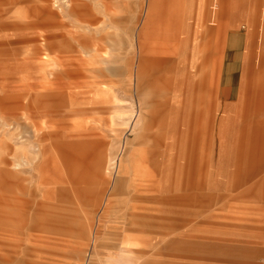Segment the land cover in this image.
I'll list each match as a JSON object with an SVG mask.
<instances>
[{
	"label": "rangeland",
	"instance_id": "1",
	"mask_svg": "<svg viewBox=\"0 0 264 264\" xmlns=\"http://www.w3.org/2000/svg\"><path fill=\"white\" fill-rule=\"evenodd\" d=\"M77 1L99 19L89 27L107 34L100 42L105 51L93 59L72 51L58 65L48 63L53 58L31 29L28 3L49 6L71 33L92 38L68 12L71 1L0 0V159L9 162L0 168L41 167L36 180L24 181L36 186L35 226L28 228L29 218L19 233L7 232L19 240L20 264H264V69L258 62L264 0H220L216 7L214 0H154L157 15H190L195 30V100L185 94V103L195 102V125L189 118L190 127L166 139L168 146L152 147L163 159L156 162L163 176L160 203L153 199L158 180L132 174L138 113L149 109L140 102L154 96L144 85L136 88L137 33L150 0ZM108 17L116 24L110 26ZM223 19L228 23L221 24ZM213 29L210 61L200 64L199 48ZM51 92L62 93L64 106L58 113L37 110L44 102L62 104L33 98ZM254 133L260 144L256 158ZM88 141L96 143V160H102V189L95 179L76 186L66 176L68 144ZM124 157L129 169L116 188ZM152 164L147 159L145 165ZM56 204L61 211L54 210ZM61 216L81 233L62 234L56 223L45 222ZM129 219L142 231L126 242L122 233L132 230Z\"/></svg>",
	"mask_w": 264,
	"mask_h": 264
},
{
	"label": "crops",
	"instance_id": "2",
	"mask_svg": "<svg viewBox=\"0 0 264 264\" xmlns=\"http://www.w3.org/2000/svg\"><path fill=\"white\" fill-rule=\"evenodd\" d=\"M70 1L71 5L68 12L76 16L79 20L78 27L82 30L86 29L92 38L84 33H71L64 27V23L58 20V14L51 10L49 6L39 5L33 2L32 4L28 3L30 11L27 18L31 20V29L38 33L37 39H42V46H45V51L53 58L49 59L48 63L62 65L67 59V54L72 51L79 52L77 55L79 59H83L81 54L87 58H100L102 57V52L105 51V47L100 42L106 38L104 36H107V34L102 36L100 30H92L89 27L97 24L99 19L91 13V10L84 2L77 0ZM220 3V0H214L213 5L216 7ZM155 4L154 0L152 2L150 0L143 25L137 33L139 57L136 68V88L140 90L144 85L152 89L154 96L147 103L145 101L140 102L141 105H147L149 109L138 113L137 120L141 124L140 128H138L140 134L135 138L136 144L133 143L136 147L133 149L135 155L133 154L132 174L135 178H138L137 175H142L147 176L149 179L158 180V185L155 184L158 194L153 199L155 202L160 203L163 201L161 195H159L161 194L159 191H162L160 181L163 176L158 174L156 162L161 160L162 156H155V150L152 147L168 146L169 142H166V139H174V137H177L181 127H190V123H194L195 125V102L185 103L186 95L189 99L195 100V30L192 29V24L187 20L191 17L190 15L168 14L166 16H160L155 13L157 10ZM220 11L221 9H219V13ZM217 12L218 9L215 13ZM62 14L64 15L65 11H62ZM107 21L110 26L116 24L112 17H108ZM225 22L228 23V19H225V21L224 19L221 20V24ZM221 24L219 23L217 27L221 28ZM252 28L253 31L251 29L249 30L251 32V45H253L252 40L255 35L254 27ZM217 30H209L207 38L199 48L203 52L200 64L209 63L211 57L210 52L213 49V39L211 37L214 33L217 34ZM261 35H264V29H261ZM155 38L160 41H157V43L159 42V46L152 45V43L156 42L154 40ZM89 41H91V44H88ZM72 43H75L76 46L74 47ZM40 50L41 47H36V54ZM258 53L259 66L264 69V39L262 38ZM253 57L254 54L250 51L249 62L253 60ZM249 64L251 65V63ZM261 81H264V79ZM207 82V78L202 80V85H206ZM19 96L22 99L23 96ZM33 98L37 100L38 98L44 100L52 98L62 101V104L59 105L44 102L40 107L36 108L37 110L42 108L45 112L54 111L58 113L60 108L65 104L61 92H51L45 95L38 93ZM48 105L51 107L48 108ZM211 106V103H209V107ZM254 107L259 108L260 104L256 102L254 103ZM189 118L192 121L186 123ZM153 128H155V131L151 132ZM240 136L242 140V133ZM149 138L151 141H147ZM253 138V146L255 148L254 152L252 150L253 153L251 155L256 154L254 157L256 158L257 148L260 147V144L255 142L258 139L255 133ZM92 142L68 144L69 153L65 172L66 176L72 181V184L75 183L76 186L91 184L95 179V183L99 184L98 187L102 189V160H96L99 152L95 149L96 143ZM149 158L153 161V164L145 165ZM0 162L3 166L9 164L5 158L0 159ZM109 162V167L115 165L114 159H111ZM27 164L29 163L27 162ZM129 164L130 162L127 157L120 159L117 170L119 175L117 176L116 188L122 183L123 174L128 171ZM38 166L39 163H31L28 169L17 171H11L6 167L0 168V189L3 190V194L0 195V264H20L24 261L23 257L18 255L19 240L12 238L7 232L19 233L20 229L22 230L24 227L25 221L29 218L31 219L28 228L33 229L35 226L36 219L38 218V204L35 198L36 186L33 185V188L27 187L24 181L28 180L31 183L32 178L36 180V176L39 174ZM22 173H28L29 176L23 177ZM151 187H153V182L148 186L150 189ZM88 192L85 191V194ZM58 195L62 197L60 190ZM93 195L95 196L97 194L93 193ZM148 199L150 198H146V200ZM54 210L61 211L62 209L56 204ZM61 217L53 220L52 218H48L45 222L47 225L50 224V226L56 223L55 228H58V231L62 232V234H72L77 231L79 234L81 233L79 228L74 231L70 224L67 223L68 218ZM70 219L74 218L70 217ZM131 220L129 219L128 225L132 227V230L126 231L124 229L122 241L129 242L128 240L130 238L138 235V232L142 231L139 228H135Z\"/></svg>",
	"mask_w": 264,
	"mask_h": 264
}]
</instances>
